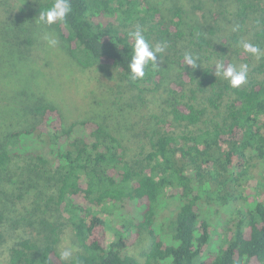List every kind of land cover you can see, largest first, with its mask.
Listing matches in <instances>:
<instances>
[{"label":"trees","instance_id":"1","mask_svg":"<svg viewBox=\"0 0 264 264\" xmlns=\"http://www.w3.org/2000/svg\"><path fill=\"white\" fill-rule=\"evenodd\" d=\"M71 5L56 30L77 62L116 68L137 92L153 123L148 146L131 153L105 126L109 100L99 104L111 109L69 125L54 104L28 103L27 125L0 139V245L4 225L35 232L12 243L10 264H142L131 248L147 239L144 264H264V55L239 43L264 50V0H202L190 28L182 5L169 13L150 0ZM137 28L167 48L133 81L128 34ZM233 57L248 65L237 88L213 66ZM170 64L178 73L163 87ZM25 170L43 174L48 193L33 208L13 198ZM66 231L79 251L62 260Z\"/></svg>","mask_w":264,"mask_h":264},{"label":"rangeland","instance_id":"2","mask_svg":"<svg viewBox=\"0 0 264 264\" xmlns=\"http://www.w3.org/2000/svg\"><path fill=\"white\" fill-rule=\"evenodd\" d=\"M47 1L0 0V139L27 125L23 113L28 103L43 102L58 107L66 125L112 108L106 116L105 126L122 139L131 153L138 152L143 144L148 146L144 131L152 128L153 123L146 116L148 113L142 110L143 102L137 99V92L124 88L116 68L98 63L94 67H86L70 55L55 25L46 26L38 22L37 8ZM150 1L165 13L175 5H182L186 10L187 27L198 24L201 14L198 6L202 0ZM46 32L59 41L57 46H48L43 38ZM240 62L239 58L233 57L232 64L238 66ZM216 63L219 62L215 61L214 68ZM177 73L176 65H167L162 86L168 87ZM106 100L112 103H108L111 108L99 104ZM30 110L31 107L27 108V114ZM42 175L26 170L22 173L13 196L19 206L33 208L37 197L39 200L46 197L47 190L43 189L42 177H39ZM221 224L218 231L224 234ZM4 226L1 228L6 233L0 245V264H10L8 249L12 243L20 236L35 237V232L27 227ZM149 245L150 240L147 239L131 248L142 264ZM63 249H71L72 256L79 251L69 231L64 233L60 242L59 252Z\"/></svg>","mask_w":264,"mask_h":264},{"label":"clouds","instance_id":"3","mask_svg":"<svg viewBox=\"0 0 264 264\" xmlns=\"http://www.w3.org/2000/svg\"><path fill=\"white\" fill-rule=\"evenodd\" d=\"M71 11V0H54L51 7L40 11L38 22L46 26H51L57 21L64 22ZM235 30L236 29H234V31ZM128 35L135 40L133 55L128 65L130 78L133 81L142 80L146 76V68L149 64L151 63L153 66L157 64L158 57L160 58V54H162L167 48V43L165 42L163 45H152L140 28L130 32ZM43 38L47 41L49 47H55L59 43L57 39L52 38V36H50L47 32L44 34ZM239 43L243 50L247 53L255 56L264 55V50H262L258 45H254L243 40ZM184 59L190 66L197 65L198 57H194L191 53H186ZM215 74L217 76L222 75L225 79L229 80L233 88H237L244 84L247 80L248 65L240 64L237 66L236 64H231L225 66L223 63H216ZM71 256V249H63L60 251V258L62 260H68Z\"/></svg>","mask_w":264,"mask_h":264}]
</instances>
